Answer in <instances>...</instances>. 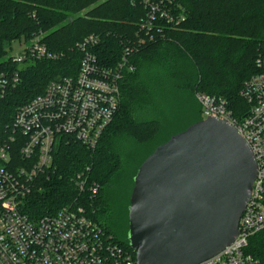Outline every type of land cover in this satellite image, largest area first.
Returning <instances> with one entry per match:
<instances>
[{
  "label": "trees",
  "instance_id": "16d2710c",
  "mask_svg": "<svg viewBox=\"0 0 264 264\" xmlns=\"http://www.w3.org/2000/svg\"><path fill=\"white\" fill-rule=\"evenodd\" d=\"M151 1L166 3L185 20L177 26L160 20L161 32L155 30L153 40L139 44L140 37L145 38L140 31L147 14L143 0H0V79L18 73V82L5 93L0 85V136L11 132L18 108L43 93L49 82L77 74L82 57L77 44L86 36L99 37L94 51L108 66L121 60L127 46L133 47L130 61L135 70L124 72L119 110L96 148L64 136L55 151L56 169L39 179L26 201L32 217L54 213L79 194L72 178L88 172L100 190L95 201L85 205L94 207V218L128 247L133 177L143 160L171 136L148 149L164 133L165 124L160 116H151L155 99L144 73L168 72L175 93L186 89L194 95L221 96L238 113L247 108L240 90L256 72V57L264 47V0ZM38 36L51 56L22 64L8 56L14 41L23 38L30 44ZM201 119L195 117L188 125ZM131 163L134 168L126 177ZM116 209L123 210L127 225L123 236L113 223ZM260 235L253 251L262 256L264 233Z\"/></svg>",
  "mask_w": 264,
  "mask_h": 264
},
{
  "label": "built area",
  "instance_id": "2783aa9c",
  "mask_svg": "<svg viewBox=\"0 0 264 264\" xmlns=\"http://www.w3.org/2000/svg\"><path fill=\"white\" fill-rule=\"evenodd\" d=\"M147 14L140 24L139 44L153 40L160 20L172 26L185 20L166 3L143 0ZM91 34L78 42L82 52L79 70L48 83L43 93L20 106L10 133L0 136V264H136V252L108 231L85 202L93 203L100 185L88 172H78L73 183L79 194L54 213L32 217L26 201L39 179L56 169L55 151L61 139L72 138L89 149L98 145L120 107V82L125 71H134L133 47L127 46L115 66L100 62ZM51 56L36 37L14 56L19 64L30 58ZM256 72L240 90L247 108H230L221 96L198 92L203 119L215 117L233 125L250 145L257 175L239 221L235 239L220 252L198 264H264V254L253 251L264 233V47L255 61ZM18 82L2 77V92ZM246 112L243 116L240 115ZM260 235V236H259Z\"/></svg>",
  "mask_w": 264,
  "mask_h": 264
},
{
  "label": "water",
  "instance_id": "95a60500",
  "mask_svg": "<svg viewBox=\"0 0 264 264\" xmlns=\"http://www.w3.org/2000/svg\"><path fill=\"white\" fill-rule=\"evenodd\" d=\"M257 175L237 129L207 117L171 135L139 165L128 206L136 264H198L231 243Z\"/></svg>",
  "mask_w": 264,
  "mask_h": 264
},
{
  "label": "rangeland",
  "instance_id": "374dc122",
  "mask_svg": "<svg viewBox=\"0 0 264 264\" xmlns=\"http://www.w3.org/2000/svg\"><path fill=\"white\" fill-rule=\"evenodd\" d=\"M83 14V12L81 13ZM29 45L25 39L21 38L12 43L8 56H18L20 55L26 46ZM144 82L149 89L152 91L154 96V103H157V108L153 106L150 107L152 111L151 116H160L165 124L164 133L152 144L148 147H152L157 141L160 139L167 138L170 134H176L189 125L188 123L192 121L195 117L202 115L201 104L197 99L196 94H192L190 91L186 89L184 93L174 92L173 81L174 78L170 76L168 72H161L156 70H149L143 75ZM160 112V113H159ZM147 113V112H145ZM134 168V163H131L125 172V176H129L131 171ZM112 189V186H111ZM123 198H125L122 193ZM120 200L123 202L122 198ZM123 210H115L113 223L116 225L118 233L123 236L124 232L127 230V225L124 223L123 219ZM117 223V224H116ZM113 224V225H114Z\"/></svg>",
  "mask_w": 264,
  "mask_h": 264
},
{
  "label": "flooded vegetation",
  "instance_id": "af4514ba",
  "mask_svg": "<svg viewBox=\"0 0 264 264\" xmlns=\"http://www.w3.org/2000/svg\"><path fill=\"white\" fill-rule=\"evenodd\" d=\"M128 231V230H127ZM127 233V232H126Z\"/></svg>",
  "mask_w": 264,
  "mask_h": 264
}]
</instances>
